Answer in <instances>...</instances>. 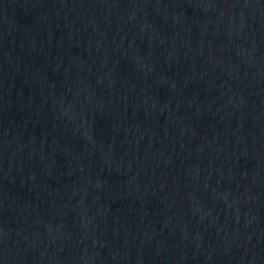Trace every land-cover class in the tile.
Wrapping results in <instances>:
<instances>
[{
  "label": "water",
  "instance_id": "1",
  "mask_svg": "<svg viewBox=\"0 0 264 264\" xmlns=\"http://www.w3.org/2000/svg\"><path fill=\"white\" fill-rule=\"evenodd\" d=\"M0 264H264V0H0Z\"/></svg>",
  "mask_w": 264,
  "mask_h": 264
}]
</instances>
